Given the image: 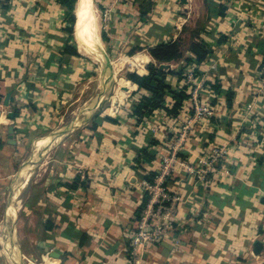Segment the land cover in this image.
<instances>
[{"label": "crops", "instance_id": "0c3cea01", "mask_svg": "<svg viewBox=\"0 0 264 264\" xmlns=\"http://www.w3.org/2000/svg\"><path fill=\"white\" fill-rule=\"evenodd\" d=\"M139 1L115 7L106 34L109 37L104 41L115 46L119 39L123 47L132 49L138 45L130 43L132 34L139 36V32L135 33L138 24L133 26L137 22L143 26L141 34L150 38L149 45L168 38L177 40L185 26H196L204 18L198 38L194 39L210 45L207 59L196 64L189 45L183 58L169 64L170 70L183 67L185 73L190 68L199 69L200 96L213 108L212 119H195L189 100L178 116L168 113L172 104L168 96L163 108L138 122L132 115L138 84L128 79L135 85L125 103H130L131 108L124 109L125 105L117 115L113 114L115 108L106 114L117 122L102 120L96 130L90 128L103 99L92 112L85 106L71 122L57 125L61 121L56 117L59 104L73 90V79L80 73L79 63L68 64V60L79 59L80 55L63 53L68 36L63 6L56 0H27L20 9L23 14H16L17 7L14 8V29L7 33L15 38L16 33H34L42 40L37 44L29 40L21 47L25 52L22 57L4 58L5 51L0 54V105L9 107L3 104L7 93L14 97L12 107L0 113V198L14 180L30 134L57 125L49 134L56 133L59 141L53 144V139L45 138L48 134L41 137V142L45 139L48 143L39 153L38 199H32L31 190L15 217H7L10 206H17L14 184L8 193L5 219L0 223V230L4 227L1 234L15 246V260L22 257L27 263L41 258V264H131L130 239L145 199L139 184L148 170L160 172L171 140L189 123L181 157L193 164L209 147L226 146L229 153L221 160L220 169L229 174L219 170L201 181L179 167L166 179L170 190L181 198L175 229L166 241L146 250L143 264H264V0H167L166 9L161 7L162 0H155L153 13L145 20L140 18ZM102 2L108 5L109 0ZM155 24L156 30L151 28ZM0 44L8 46L3 41ZM140 51H146L141 54L149 58L144 62V72L139 74H147V65L156 61L147 48ZM105 71L103 68L102 82ZM168 81L176 88L183 86L176 75H169ZM216 82L219 87L214 86ZM17 83L24 85L27 97L22 100L28 102L25 106L29 114L23 124L16 114L13 119L7 117L21 98V93L16 95ZM228 92L232 93L230 97ZM100 95L101 92L95 94L87 104L95 105ZM10 125L14 126L13 138ZM153 139L159 143L151 146ZM54 147L52 155L49 150ZM144 148L154 157H141L139 163L137 159ZM30 161L25 168L32 166ZM21 209L25 219L18 218L15 230ZM4 244L0 238V264H15Z\"/></svg>", "mask_w": 264, "mask_h": 264}, {"label": "rangeland", "instance_id": "374dc122", "mask_svg": "<svg viewBox=\"0 0 264 264\" xmlns=\"http://www.w3.org/2000/svg\"><path fill=\"white\" fill-rule=\"evenodd\" d=\"M150 1L152 4L150 6H148L150 9H148L149 11L146 14V18L149 17L151 12L153 13L152 9H153V6L155 4V2H154L155 0H150ZM166 1L167 0H162V4H161L162 9H166V7H167ZM25 2H27V0H24L23 2H20L19 0H9L8 3L10 4V8L7 10L4 7H2V4H0V43H2V41H3L4 44L8 45V46H6V45L4 46V45L0 44V47H1L0 54L2 53V51H5L4 55L6 57H4V58L9 57L11 59H14L16 55H17V57L18 56L22 57L21 54L25 53L24 50H22V48H23V46L25 47V45L27 43H29L28 42L29 40L34 39L35 40L34 43H36V44L42 40L41 35L34 34V33H31V34L26 33L24 35L19 36V34L16 33L17 32L16 28H15L16 29V32H15L16 38H15V36L13 37V35L11 36V34L7 33L8 30L14 29V28H12L13 22L11 21L12 12L15 10L14 8L17 7L16 14H23L24 11H22L20 9H22V6H24L23 3H25ZM94 2H95V8H96L97 22H98L97 26L99 28L98 29L99 38L102 41V47H103L105 53L107 54L108 61L110 64L109 70L106 67L107 66L106 61H105L106 65L102 64L104 66L103 67L104 70H106L105 74H104L106 76V78L104 79V82L110 81V83L107 86V92H105V91L103 92V90L101 91V89H102L101 88V82H102L101 81V72H102L103 68H102V65L100 64V62L93 61L91 57H89V56H87L81 52H78L80 54L79 59L77 57L69 58L68 64L79 63L80 73H78L77 76H75V78L73 79L74 80L73 90L67 92L65 95L64 103L59 104V108L57 109L56 117L58 119L60 118L61 121L59 120L57 125L67 124V123L71 122L73 120V117L77 114L78 110L84 108L85 106H86L87 110H90L91 107L96 106L100 102V100H98V102L92 106L91 105L89 106L87 104V102H88V99H90L91 97H94L95 94L100 93V92L101 93L103 92L102 94H105V93L113 94V97H112L113 102H112V99L110 97L105 96L103 98L104 101L101 103V105H99L97 107L96 112L93 114L91 121L97 117H100L102 115H106L108 112L112 113L114 108L115 109H114L113 114L114 115L119 114L121 111H123V108H120V107L125 106L126 105L125 103H127V98L128 99L130 98V96H127V95L130 94L129 92L135 87V85L132 84L128 80V77H127L128 73L129 72L139 73V71L144 72V66H143L144 62H146V60L149 58L148 55L141 54V53H146V51H140V50L144 49L145 45H149L147 43H148L150 38L146 35V33L144 34V36H143V34H141V31L143 30V28H142L143 26H142V24H139V22H137L136 24H133V26H137V24H138V27L135 29V33L139 32V36H134V34H132L131 38H132L133 42H130V43L131 44L135 43V45L138 44L136 46H133V48L141 46L142 49H137V50H135V52L131 53L130 51L132 49L128 50L127 49L128 47H123V43L120 44L121 42L119 41V39H118V42H116L115 46L112 44L107 45V43L104 41V39L102 37L103 32H105L107 34V31H109V25H105V22L102 20V14L104 12L106 5H105V2L104 3L102 2V0H94ZM128 2L133 3L134 0H128ZM158 4H159V2L157 3V5ZM52 11H53V9H52ZM39 15L40 14H36L35 16L40 17ZM156 16L158 18H160L159 14H157ZM9 19H10V21H9ZM36 22L40 24L42 21L36 20ZM204 22H205L204 18L201 20L199 19L196 26H192V27H186L185 26V28H183L180 37H178V39L176 40L180 44L183 55H184V49L187 48L190 45V43L194 40V38L199 35L200 26L203 25ZM129 23H130V26H132L131 25L132 22L130 21ZM156 25L157 24L152 25L151 28L156 30L157 29ZM9 27H11V28H9ZM2 28H4V30H2ZM40 29H43V28H40ZM74 30H75V27H74ZM107 37H109V36L107 35ZM67 38H68V36H67ZM67 38H66L63 46H65ZM167 40H169V38ZM167 40H164V41H167ZM34 43H33V45H34ZM73 43H74V45L78 51V44L76 42L75 34H74ZM133 55H134V57H133ZM53 56L55 57V55H53ZM109 73H111L112 77L109 76ZM19 76L22 77V75H19ZM75 80L79 81V83H75ZM104 82H102V83H104ZM22 87H24V85H22L21 83H17L15 86L16 91H19L18 93H16V95H19V93H21V98L17 101V108L15 107L11 111H13V112L15 111L14 115L16 114L18 117H20L21 123L23 124L24 122H26L25 119H27L26 114H29V113L27 112L28 110L25 106V104H28V102L27 103L25 102L26 101L25 99L27 97L25 95V88H22ZM123 87H127L128 91L123 89ZM16 95H14V96H16ZM134 98H136V97H134ZM22 99H24L25 101ZM99 99H100V97H99ZM101 100H102V96H101ZM123 100H125V101H123ZM129 104L126 105L124 107V109L126 107L128 109H130L131 107H129ZM12 105H13V103H10L9 107H7V108H4V106L0 105V113H3V112L6 113L8 111V109L10 107H12ZM51 107L53 108V106H51ZM9 113H10V111L7 113V117H9ZM19 113L20 114L22 113V114L20 115ZM51 117H54V116H51ZM52 121H54V119L51 118V122ZM15 123H17V122L15 121ZM27 124L28 125L26 127H29L30 124L28 121H27ZM55 127L52 126L51 128L48 127L47 129H45L43 131L40 130L39 132L38 131L34 132V133L29 135L30 138L29 137L27 138L28 141L26 142L27 143L26 147H24L22 149L20 161L18 162L17 167H16L17 171L13 175L14 180L12 181L10 186H8L7 188H5L3 190L5 194L3 196H1V198H0V223L3 222V220L5 219V213H6L5 211H6V206L8 203L7 201H8V197H9L8 193L10 192L11 187L14 186V184H16L15 189L19 190L21 188V186L29 179V174L23 175V177L19 178V174L21 173V170L25 169V167H26L25 164L27 162H29V160H31L30 164L32 165V167L30 168V171H32V169H34V167H35V169L33 170L35 172L33 173L32 177H31L28 185L24 189V191L19 195V200H20V196H22V198H21V201L18 203V208L21 207L22 200L24 201V204H25V201L28 198L29 192L31 190H33L32 199L33 200L38 199L39 189H40V178H41L40 177V168H39V163H40L41 159H40L39 153L41 151H43L44 147H46L45 142H44L45 139L42 141L43 142L42 144H41V139H43L45 135H47V134L49 135L50 131H52ZM41 137H43V138H41ZM38 138H40V139L37 140ZM34 143H35V145H34ZM218 146L223 147L224 150L226 151V153L227 152L229 153L226 146L225 147L221 146V145H218ZM33 147H34V150H33ZM55 150H56V147L51 148L49 150V153L53 151L52 155H54ZM226 153H225V156L227 155ZM19 182H21V183H19ZM17 183H19V186ZM17 186H18V188H17ZM16 195H17V193L15 190V197H17ZM16 201H18V200H16ZM23 207H24V205H23ZM23 207H22V209H24ZM22 209H21V211H19V214L16 218L15 230H16L18 218L20 217L21 220L25 219V216H24ZM10 224H11V222H10ZM20 230L22 232L23 229L21 228ZM1 233L2 232L0 230V238L3 241V235ZM28 247H30V246H28ZM7 248L8 247H6V249ZM22 248L25 249V247H22ZM24 263L25 264H41L42 261L40 258V260L29 262V263H27L25 260Z\"/></svg>", "mask_w": 264, "mask_h": 264}, {"label": "built area", "instance_id": "2783aa9c", "mask_svg": "<svg viewBox=\"0 0 264 264\" xmlns=\"http://www.w3.org/2000/svg\"><path fill=\"white\" fill-rule=\"evenodd\" d=\"M127 2L128 0H109L102 14V20L105 25H109L112 19V11L115 7ZM261 82V88L264 92V70L261 72ZM185 83L188 85L195 119L212 116L214 113L213 108L201 101V86L197 83V75L193 68L186 72ZM188 127L189 123L178 136L171 140L168 146V153L163 155L161 170L154 181L142 180L139 184L143 193L147 196V201L140 211L136 228L130 239L129 260L131 264H143L146 250L154 245L163 243L174 232V222L178 214L181 198L170 190L166 179L179 167L201 181H207L221 170L219 165H221V160L225 157L226 151L218 145L209 147L205 153L199 155L193 164L186 162L181 157L180 150L184 145ZM80 172L84 175L83 170H80ZM222 172L229 174L227 170Z\"/></svg>", "mask_w": 264, "mask_h": 264}, {"label": "trees", "instance_id": "16d2710c", "mask_svg": "<svg viewBox=\"0 0 264 264\" xmlns=\"http://www.w3.org/2000/svg\"><path fill=\"white\" fill-rule=\"evenodd\" d=\"M63 8L65 9V22L66 25L64 30L68 34L67 41L64 46L63 53L79 56L80 54L77 51L73 43L74 39V25L76 22L75 8L77 0H56ZM5 2V3H4ZM9 0H0V4L6 10L10 8ZM140 2V18L145 20L146 14L148 13V6L152 3L150 0H141ZM223 10L221 9V12ZM222 14V13H221ZM102 37L105 41L108 40V37L105 32L102 33ZM197 37V36H196ZM198 38V37H197ZM144 48H147L150 55L156 62H151L147 65L148 73L147 74H139L137 72H129L127 77L134 83L138 84V90L134 93L136 95L135 103L133 104L132 115L135 116L140 122L146 116L152 114L155 110L159 108H163L167 102V97L170 96L172 100L171 107L167 109L168 113L178 116L181 109L185 105V102L190 101V94L188 92V85L185 83L186 73L183 67L179 70H164L160 68L162 63H170L173 61L180 60L183 58V52L180 47V44L176 40H167V41H159L151 45H145ZM137 49H142L141 46L134 47L130 51L131 53L135 52ZM189 50L195 55L194 62L200 65L203 61L207 59L209 54L211 53L210 45L204 40L198 41L194 39L189 46ZM188 61H192L191 58ZM198 68L195 70L196 75L198 72ZM169 75H176L183 82V86L180 88L174 87L169 81ZM205 84V83H204ZM215 87H219L217 82L214 83ZM231 92H228L227 96H231ZM201 98V97H200ZM202 101V99H201ZM191 112L194 113V107L192 106ZM97 117V116H96ZM212 119V116H209ZM206 118V117H205ZM102 120L117 122L116 118H112L109 115H104L102 119L100 117L95 118L90 123V128L96 130L98 125ZM214 136L211 135V139ZM159 143L155 139L151 140L150 145H156ZM141 157L153 158L151 154L147 151L146 148L141 150V153L137 159L140 163ZM220 166V165H219ZM159 173L154 170H148L145 175V180L149 182H153L155 177ZM77 187V183L73 185ZM147 201V196L145 195V199L143 201V206ZM262 203L264 204V198H262Z\"/></svg>", "mask_w": 264, "mask_h": 264}, {"label": "bare ground", "instance_id": "6f19581e", "mask_svg": "<svg viewBox=\"0 0 264 264\" xmlns=\"http://www.w3.org/2000/svg\"><path fill=\"white\" fill-rule=\"evenodd\" d=\"M75 9H76L75 13H76V18H77L76 25H75V38H76V42L78 44V48H79L80 52H82L83 54L93 58L96 61H100L101 64L106 65V62H107L106 67L109 70L110 64L108 61V57H107V54L105 53V51L103 50V48L101 46L102 43L100 42L101 40L99 38V33H98L99 28L97 26L98 22H97V15H96V8H95L94 0H77V4H76ZM109 76L112 77L111 73H109ZM109 83H110V81H105L104 83H102L101 87H103V92L104 91L107 92V86ZM123 89L128 90L127 87H123ZM105 94L101 95L102 100H101V96H100V99H99L100 102L98 104H100L103 101V98L106 96ZM96 106L91 107V109L89 111L92 112V110ZM45 138L53 139V142H52L53 144L56 143L57 141H59V139H58L59 136L56 135V133L49 134V135L45 136ZM44 142L46 144L45 146H47L48 142L45 140H44ZM42 143L43 142H41V144ZM30 168L27 167L25 169H22L21 173L19 174V177H23V175L29 174V179L21 186V188L19 190L14 189V191H13L14 198L16 200H18L17 206L16 207L13 205L10 206L11 207L10 211L6 214L7 217L12 216L14 218L16 213H17L16 211L18 208V203L21 201V200H19V195L25 189V187L29 183L33 173L35 172V171H33L35 169V167H34V169H32V171H30ZM19 183H21V182H19ZM19 183H17L18 186H19ZM18 186H17V188H18ZM15 187H16V184H15L14 188ZM15 190L17 193V195H16L17 197H15ZM2 229L4 230V227H1V230ZM3 242L5 243L4 245L6 247H9L11 255H12L11 258L15 259L18 255V253H17V251H15V249H14L15 246L12 245L13 243L11 242V240L9 238L5 240V238L3 237ZM18 249H19V246H18Z\"/></svg>", "mask_w": 264, "mask_h": 264}, {"label": "water", "instance_id": "95a60500", "mask_svg": "<svg viewBox=\"0 0 264 264\" xmlns=\"http://www.w3.org/2000/svg\"><path fill=\"white\" fill-rule=\"evenodd\" d=\"M75 15H76V13H75ZM75 25H76V22H75ZM160 68L164 69V70H170L171 69V65L169 63H162L160 65ZM12 102H14V97L12 96V93L9 92V93H7V95H5L4 100H3V104L5 106H9L10 103H12ZM9 117L11 119L14 118V112L13 111H10ZM9 133H10V138H13V136H14V126L13 125L9 126ZM15 264H25V263L22 260V257H19L17 260H15Z\"/></svg>", "mask_w": 264, "mask_h": 264}]
</instances>
